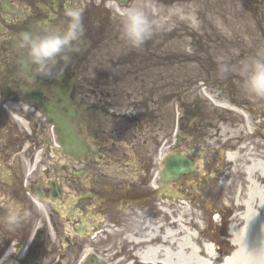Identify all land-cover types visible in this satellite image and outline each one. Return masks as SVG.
I'll return each instance as SVG.
<instances>
[{"label": "flooded vegetation", "instance_id": "flooded-vegetation-1", "mask_svg": "<svg viewBox=\"0 0 264 264\" xmlns=\"http://www.w3.org/2000/svg\"><path fill=\"white\" fill-rule=\"evenodd\" d=\"M139 1L74 0L84 10L79 51L69 53L62 75L57 69L51 78L29 82L20 67L23 54L16 47V35L49 22H66L63 11L69 0H0V213L8 204H19L31 213L14 230L0 226V264L69 260L59 254L62 239L55 238L59 223L62 228L83 227L92 201L98 211H122L118 220L124 236L145 237L156 199L171 196L170 180L162 178L161 171L173 152L187 154L192 161V170L180 175L179 184L196 183L197 188V182L218 183L223 177L221 157L227 146L211 140L210 127L204 132L201 126L188 130L201 113L185 103L181 106L188 110L175 112L179 133L173 131L168 89L190 84V79L195 85H214L200 75L204 67L219 65L216 48L202 41L212 25L203 21L204 29L197 30L186 20L177 21L184 23H172L170 30L155 29L136 49L123 35L120 13ZM148 1L170 8L199 0ZM232 2L239 14L227 43L245 60L264 44V0ZM241 26L244 32L238 29ZM182 37L188 38L189 48L193 41L191 54L173 48ZM240 56L228 57L230 66ZM177 66L186 71L183 79L173 82L169 76L177 73ZM49 115L73 125L82 143H61ZM138 206L144 222L135 228L131 222ZM126 244L129 256L134 245Z\"/></svg>", "mask_w": 264, "mask_h": 264}, {"label": "rangeland", "instance_id": "rangeland-1", "mask_svg": "<svg viewBox=\"0 0 264 264\" xmlns=\"http://www.w3.org/2000/svg\"><path fill=\"white\" fill-rule=\"evenodd\" d=\"M202 2V4H199L200 0L189 2L188 8L182 9L181 7H178L179 5H173L170 8L166 6L158 7L153 6L148 0H140L138 5L134 7L143 8L148 14L149 19L154 22L155 29L157 30H170L172 27V22L175 24L184 23L177 21L185 20L184 17L191 12H195V15H198L199 17H201L202 14L209 15L212 10H221V8L224 10L225 14H232L236 11L239 12L237 6H235L231 0H202ZM202 18L204 20L205 26L207 24L212 25V29H209L212 30V32H207L204 34V39H202V41L204 43L206 41L211 43L212 47L214 49L216 48L215 54H217V46H221L224 51L230 49V46L227 43V41H229V36L224 32H222V35L218 33L217 35L215 34V31H224L227 28L216 27V23H214V21L211 22L203 16ZM238 40L239 39H234L233 41ZM187 44H189V41ZM187 44V53L191 54L190 51L193 50L194 43L192 41L193 45H191L190 48L187 46ZM177 47L180 48L179 46H175L173 48ZM174 52L177 51L174 50ZM221 58L223 59V62L228 63L229 65L231 64V62H228L229 58L225 55ZM242 58L243 57L241 56L237 58L232 63V66L237 67L240 65L241 61H243ZM218 68L219 65H217V68L207 69L204 67L203 71L200 70V75L206 79L212 80L214 85L204 84V82L202 83L203 85L197 86L194 83L195 81H192L194 79H190V84L183 86H175L172 84L171 87H168L173 98L171 102L173 125L176 123L175 126H173V131L176 130V126L178 124V116L175 114V112L196 107L201 114L200 116H197V118L193 120L192 125L189 126L188 130L190 132L196 131V127L201 126L200 131L204 132L205 128L210 127L209 131H212L213 133L214 130L217 131V128L221 123H225V120H228L236 125V128H238L237 134L241 138L236 147L243 148L242 154L247 152L249 155V152H251V156L253 155L257 158L258 155H260V152H264V99L251 97L253 104H251V108H248L245 102L247 101V96L241 88V77L236 73H229L225 78H221ZM185 71L186 70L183 69V66H177V73L175 74V72H173L172 77L169 76V78H172L173 82L178 81L177 79H183ZM192 72L193 70L189 68V76H191ZM206 89L209 92L219 91L225 93L231 105L242 111H246V113L253 117V125L250 131L245 130L246 132H243L242 130L239 132V129L245 123L243 116L238 112H231L232 110L225 109L224 106H222V102L220 101H216V103H219L220 105L210 101V99H208L205 95V93H207ZM209 94L212 95L211 93ZM176 96L178 97V100L176 99ZM181 103H185L186 106H190L187 109L186 106L182 107ZM258 125L259 127H257ZM252 131H256L257 133L252 135ZM176 133L179 132L176 130ZM253 151H255V154ZM221 161L223 162L221 170L224 169V174L221 178L223 181L222 184L217 183L216 179H213L212 182H206L204 184L195 181L201 185H197V188L194 187L196 186V183H193L191 186L182 185V189L178 190L183 195L186 194V196L172 197L170 200L167 198L156 199L153 210L154 218L150 220L152 224H155L158 221L161 223L166 222V226L170 225L173 218H181L184 220L182 222L193 238L189 236H180L178 239L181 238V241L188 246L191 244H197L199 246L198 248H201L202 246L204 248H213L211 242L214 241L216 256H218V259L212 260L211 264H220L224 260L225 254H231L236 250V246L232 242V227L233 223L235 224L234 216L238 213H241L243 209L237 208L235 199L232 197L236 194H240L239 196L243 197L246 192L247 185V182H245L246 176L243 171L244 167H247L246 162L242 164V160L238 166H234L232 163L229 167L226 166L227 163L223 157H221ZM205 188L208 189L206 190ZM92 202L93 203L90 204L91 207L96 209V203L94 201ZM162 207L168 208V211H163ZM104 211L97 212V215L101 217L100 220L103 221V224L101 227L94 229L91 235L85 236L75 233L77 244L70 249V253L76 254L77 259L75 257L74 258L78 263L80 260H82V258H84L83 254L85 250H89L91 254L96 256L102 264H120L121 258L132 260L135 259L134 255L130 256L129 258L127 256V244L126 241H124L123 231L121 236L123 241H119L121 235V225L119 226L120 220H118L119 217H121L120 214L118 215L119 210L107 209L106 212ZM140 211H143L142 206L137 207V210L135 211V213L137 212V215L132 217L131 224H133L135 228L137 224L144 222L143 216L139 215ZM119 213H122V211L120 210ZM90 219L91 218L89 217V220ZM59 224V229L62 232L61 221ZM114 228H117V230ZM107 229H111V231H108ZM134 230V228L131 229V231ZM96 234L98 236L92 238V236H95ZM160 236L161 235L158 236L159 239ZM55 238H61L60 234H56ZM120 245H123L121 250H119ZM58 248H60V252H62L61 246ZM72 258V255H70L69 261H72ZM184 259L188 262L195 260L193 259L189 249L184 250L183 253L175 252L173 257H170L169 262L170 264H179L181 261L183 262ZM67 263L68 261H66V264Z\"/></svg>", "mask_w": 264, "mask_h": 264}, {"label": "bare ground", "instance_id": "bare-ground-1", "mask_svg": "<svg viewBox=\"0 0 264 264\" xmlns=\"http://www.w3.org/2000/svg\"><path fill=\"white\" fill-rule=\"evenodd\" d=\"M189 5H179L178 7L182 9L188 8ZM203 17L207 18L211 22L216 23V27L227 28L220 32L226 33L228 36L231 35L235 13L225 14L224 10H212L209 15L202 14ZM198 15H195V12L187 14L184 19L192 23L194 29H204L201 26V23L204 20H198ZM203 19V18H201ZM227 20V21H226ZM173 23V22H172ZM241 32L245 31V27H238ZM188 42L187 37H182L176 39L172 46H179L180 52H185L186 44ZM217 57L221 58L222 56L230 57L233 55L240 56V50L238 49H228L224 51L221 46H217ZM257 55H264V44L259 43V49L256 51ZM237 68V67H236ZM191 69V68H190ZM201 86V85H197ZM205 91V90H202ZM205 95L210 101L216 103V101L222 102L227 110H232L231 112L240 113L245 123L239 129V132L243 130L246 132L250 131L253 125V117H251L246 111H242L237 107H234L230 104L227 96L223 92L219 91H208L206 89ZM211 93L212 95H210ZM247 96L246 105L248 108H251L252 98ZM237 100V98H236ZM220 105L219 103H216ZM225 123H221L217 128V131L211 132V140L214 143L225 144L227 147L231 148L225 157L228 161L232 162L234 166L242 161V164L246 162L247 167H244L243 171L245 174L246 192L243 197L236 194L232 198L235 199V203L238 209H243L241 213H238L234 216L235 224L233 223L232 227V242L236 246V250L228 256V258L223 262V264H264V152H260L258 157L251 156L247 152L242 154V147H236L241 138L238 136V128L232 122L225 120ZM259 127V125L257 126ZM246 130V131H245ZM257 132H254V134ZM252 136V135H251ZM246 147V146H245ZM264 147V144H263ZM255 154V151H253ZM261 156V157H259ZM184 202V201H183ZM89 217L84 219V235L92 234L94 229L101 227L103 224L101 217L97 215L99 209H94L93 207H88ZM163 211H168V208L162 207ZM91 221V222H89ZM184 220L181 218H173L170 225L166 226L165 223L158 221L155 224L148 225V232L146 236H138L137 234L131 235L130 240L136 245L134 249V256L136 258L135 264H170L169 259L173 257L175 252L183 253L184 250L189 249L193 259L192 261H184L179 264H211V261L214 260L216 255L213 248H198L197 244H191L190 246L182 242L181 238L178 237H191L193 236L187 231L185 225L183 224ZM81 234V233H80ZM159 235L160 239H159ZM92 236V238L97 237ZM65 251L70 253V249L77 244L76 235L74 229L70 224H65L63 226V236L61 237ZM174 249V251H173ZM86 254H90L89 250H85L83 257ZM61 260H58L56 264H60ZM82 260L78 263L77 261H71L70 264H81ZM133 264L129 260L121 259L120 264Z\"/></svg>", "mask_w": 264, "mask_h": 264}, {"label": "clouds", "instance_id": "clouds-1", "mask_svg": "<svg viewBox=\"0 0 264 264\" xmlns=\"http://www.w3.org/2000/svg\"><path fill=\"white\" fill-rule=\"evenodd\" d=\"M63 15L66 22L59 25L49 22L37 30L26 29L16 35V47L23 54L20 67L29 82L51 78L57 69L62 75L70 63L69 53L79 51L78 42L85 32L84 10L74 0H69ZM120 17L123 35L133 48L139 49L152 37L155 25L143 8L129 7ZM218 63L221 78L236 73L242 79L241 88L246 95L264 99V55L241 61L239 68L223 62L222 58ZM30 214L19 204L5 205L0 213V226L14 230Z\"/></svg>", "mask_w": 264, "mask_h": 264}, {"label": "water", "instance_id": "water-1", "mask_svg": "<svg viewBox=\"0 0 264 264\" xmlns=\"http://www.w3.org/2000/svg\"><path fill=\"white\" fill-rule=\"evenodd\" d=\"M55 123L58 124L56 128L57 133L59 134V140L61 143H74L79 142L80 140L74 134V129L68 122H65L61 118H54ZM179 157L172 158V164L169 162L166 164V169L162 173L163 177H166L167 174L170 175L172 179H175L180 173H184L189 169V163ZM86 264H97L96 260L92 257L88 258Z\"/></svg>", "mask_w": 264, "mask_h": 264}]
</instances>
